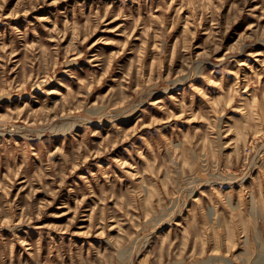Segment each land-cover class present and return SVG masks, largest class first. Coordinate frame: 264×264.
Returning a JSON list of instances; mask_svg holds the SVG:
<instances>
[{
  "label": "rangeland",
  "instance_id": "obj_1",
  "mask_svg": "<svg viewBox=\"0 0 264 264\" xmlns=\"http://www.w3.org/2000/svg\"><path fill=\"white\" fill-rule=\"evenodd\" d=\"M0 264H264V0H0Z\"/></svg>",
  "mask_w": 264,
  "mask_h": 264
}]
</instances>
